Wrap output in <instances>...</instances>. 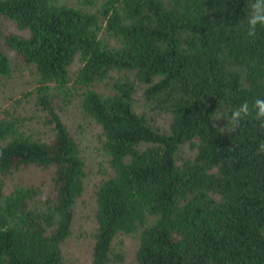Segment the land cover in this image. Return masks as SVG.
<instances>
[{
	"label": "trees",
	"instance_id": "16d2710c",
	"mask_svg": "<svg viewBox=\"0 0 264 264\" xmlns=\"http://www.w3.org/2000/svg\"><path fill=\"white\" fill-rule=\"evenodd\" d=\"M251 2L0 0V79L36 75V120L50 133L35 138L28 116L0 112V264H65L86 176L63 118L76 104L108 167L93 190L90 264L123 260L112 245L122 233H137L136 264H264V127L255 109L229 124L264 99ZM137 92L169 113L165 130L136 110Z\"/></svg>",
	"mask_w": 264,
	"mask_h": 264
},
{
	"label": "rangeland",
	"instance_id": "374dc122",
	"mask_svg": "<svg viewBox=\"0 0 264 264\" xmlns=\"http://www.w3.org/2000/svg\"><path fill=\"white\" fill-rule=\"evenodd\" d=\"M3 24L7 29L17 31L11 21L5 19ZM100 35L105 36L103 33ZM107 40V42H113V39L107 38ZM28 70L18 67L10 78L0 79V112L9 109V114L14 116L18 114L28 116L30 120L25 125L26 133H30L35 138L45 139L50 133L41 119L36 120L34 95L31 94L36 87L37 78L35 74H27ZM135 99L136 110L152 114L155 125L165 130L170 119L169 113L160 112L155 115L144 105L143 97L139 92L135 94ZM77 113V104L69 105L63 113V118L79 145L86 176L84 190L75 206L71 234L65 240L62 250L65 264H90L93 234L96 228L93 190L107 173L108 167L99 140V127L97 128L89 119H81ZM180 151V156H191L193 153L188 145H184ZM37 173L36 171L35 179ZM112 245L113 251L123 255V260L112 261L110 264H136L134 255L138 245L137 233L118 234Z\"/></svg>",
	"mask_w": 264,
	"mask_h": 264
},
{
	"label": "clouds",
	"instance_id": "9594fccd",
	"mask_svg": "<svg viewBox=\"0 0 264 264\" xmlns=\"http://www.w3.org/2000/svg\"><path fill=\"white\" fill-rule=\"evenodd\" d=\"M249 9L250 11L246 17L247 35L254 38L258 27H264V0H252ZM252 109H255L254 118L261 121V127H264V99H256L251 109L248 102H243L232 112L229 120L232 129L239 127L242 120L252 117ZM260 151H264V143L260 144Z\"/></svg>",
	"mask_w": 264,
	"mask_h": 264
}]
</instances>
